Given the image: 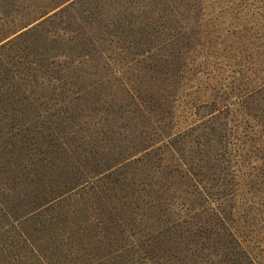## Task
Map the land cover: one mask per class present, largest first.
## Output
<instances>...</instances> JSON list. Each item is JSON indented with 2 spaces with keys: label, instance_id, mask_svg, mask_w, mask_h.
Returning <instances> with one entry per match:
<instances>
[{
  "label": "trees",
  "instance_id": "obj_1",
  "mask_svg": "<svg viewBox=\"0 0 264 264\" xmlns=\"http://www.w3.org/2000/svg\"><path fill=\"white\" fill-rule=\"evenodd\" d=\"M69 1L56 0L13 29L11 39L1 35L0 57L16 40L56 41L59 32L49 28L62 12L68 14L70 5L64 4ZM144 1L154 13L166 2L189 12L202 6V0ZM239 1L241 9L226 11L231 13L229 28L213 23L211 35L199 31L203 19L197 18L200 38L184 42L191 44L190 52L197 46L211 50L214 61L206 63L224 88L212 87L202 103L209 112L193 130L213 165L231 181L233 197L240 198L238 217L234 202L226 206L223 197L201 185L184 162L183 150L169 140L153 147L143 136L127 156L88 150V156L69 161L61 157L67 142L45 141L49 128H39L44 140L35 143L36 157L16 158L23 147L0 145V178L19 169L22 186L16 198L27 201L23 212L13 214L15 198L0 200L13 226L7 231L14 229V250L0 256V264L7 256L12 264H264V0ZM18 5L0 0L1 25L16 20L22 12ZM129 94L134 104H142ZM26 161L34 167L26 170Z\"/></svg>",
  "mask_w": 264,
  "mask_h": 264
},
{
  "label": "rangeland",
  "instance_id": "obj_2",
  "mask_svg": "<svg viewBox=\"0 0 264 264\" xmlns=\"http://www.w3.org/2000/svg\"><path fill=\"white\" fill-rule=\"evenodd\" d=\"M15 1L22 12L15 21H2L0 37L10 35L11 39L16 35L11 34L13 29L56 0ZM200 2L202 6L190 12L177 2H172L174 7L166 2L159 13L144 0L66 2L68 14L62 12L49 28L59 32L56 41L35 43L25 38L1 50L0 145L9 142L10 148L23 147L15 157L22 155L28 160L36 157L35 143L44 140L37 134L39 128H49L45 141L67 142L61 157L69 160L84 153L88 156V150L97 156H127L132 152L130 146L139 144L143 136L153 147L169 140L176 150H183L179 152L184 162L201 185L223 197L226 206L234 202L233 213L238 217L240 198L233 197L231 181L213 165L207 147L194 135L198 131L193 130L209 112L202 103L213 92L212 87L222 88L221 92L224 88L215 83V73L206 63L214 61L208 56L211 50L197 46L190 52L187 47L191 44L184 42L199 39L196 33L201 30L212 35L213 23L217 28L221 24L229 28L231 13L226 11L236 12L243 4L239 0ZM197 18L203 19L199 31ZM225 35L223 31L221 36ZM41 61L44 66H39ZM128 91L142 104H134ZM12 142L19 145L12 146ZM25 165L26 170L34 167L32 161ZM16 170L13 175L1 173L0 178V189H4L0 200L15 198L10 206L13 214L20 208L23 212L27 203L16 198L22 186ZM11 185L16 189L7 193ZM63 205L60 208L67 204ZM4 207L0 204V228L4 226L0 256L14 250L10 244L14 229L7 231L13 226ZM8 262H12L9 256L3 264Z\"/></svg>",
  "mask_w": 264,
  "mask_h": 264
}]
</instances>
